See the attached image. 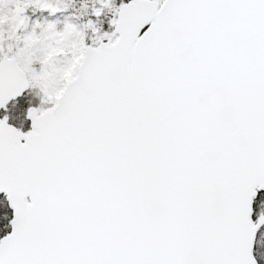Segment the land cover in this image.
<instances>
[{"label": "snow or ice", "instance_id": "snow-or-ice-1", "mask_svg": "<svg viewBox=\"0 0 264 264\" xmlns=\"http://www.w3.org/2000/svg\"><path fill=\"white\" fill-rule=\"evenodd\" d=\"M59 2L0 0V264H264V0Z\"/></svg>", "mask_w": 264, "mask_h": 264}, {"label": "rangeland", "instance_id": "rangeland-1", "mask_svg": "<svg viewBox=\"0 0 264 264\" xmlns=\"http://www.w3.org/2000/svg\"><path fill=\"white\" fill-rule=\"evenodd\" d=\"M71 4L74 5V7L76 8L77 5H79V0H69ZM67 15V13L61 14V13H57L55 16H49L47 12H39L37 11L34 15H33V20L35 19H43L44 17H47L48 19H59V20H63L64 16ZM28 99L32 100L33 104H38L39 103V98L35 96V94H33V96H29ZM27 107L26 101L23 100L21 103H19V105L15 108L11 107V111H12V118L13 120H19L21 122L25 121L23 120L24 117V111Z\"/></svg>", "mask_w": 264, "mask_h": 264}, {"label": "trees", "instance_id": "trees-1", "mask_svg": "<svg viewBox=\"0 0 264 264\" xmlns=\"http://www.w3.org/2000/svg\"><path fill=\"white\" fill-rule=\"evenodd\" d=\"M119 3V0H117V4ZM65 5H67L68 11L72 12L75 9L79 8V5L75 8L73 4L70 3L69 0H60L59 7L63 8ZM107 27V25H105ZM28 99V98H27ZM24 99H22L20 102H22ZM4 212L8 213V216H10V211H8V208L6 206V202L4 201L3 204H0V214H3ZM6 223V222H5ZM2 234V233H0Z\"/></svg>", "mask_w": 264, "mask_h": 264}, {"label": "flooded vegetation", "instance_id": "flooded-vegetation-1", "mask_svg": "<svg viewBox=\"0 0 264 264\" xmlns=\"http://www.w3.org/2000/svg\"><path fill=\"white\" fill-rule=\"evenodd\" d=\"M21 103V102H20ZM10 114H12V111H11V105H10ZM11 117H12V115H11ZM23 120H24V117H23ZM9 123L11 124H13V125H15L16 127H18V128H23V130H25V131H27L28 130V128L30 127V124H29V121H23V122H21V121H19V120H13V118H11L10 120H9ZM3 200V197H0V201H2ZM6 202V201H5ZM7 203V202H6ZM8 211H9V209H8ZM11 213V212H10ZM9 218H10V216H9Z\"/></svg>", "mask_w": 264, "mask_h": 264}, {"label": "water", "instance_id": "water-1", "mask_svg": "<svg viewBox=\"0 0 264 264\" xmlns=\"http://www.w3.org/2000/svg\"><path fill=\"white\" fill-rule=\"evenodd\" d=\"M11 124H12V123H11ZM14 126H15V125H14ZM1 196L3 197V195H2V194H0V197H1ZM10 211H11V210H10Z\"/></svg>", "mask_w": 264, "mask_h": 264}]
</instances>
